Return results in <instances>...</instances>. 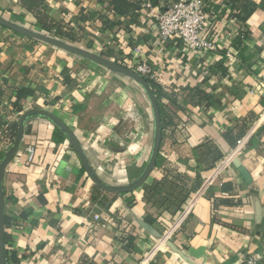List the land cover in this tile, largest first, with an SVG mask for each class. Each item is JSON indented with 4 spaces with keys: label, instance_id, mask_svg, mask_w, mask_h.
Returning a JSON list of instances; mask_svg holds the SVG:
<instances>
[{
    "label": "crops",
    "instance_id": "1",
    "mask_svg": "<svg viewBox=\"0 0 264 264\" xmlns=\"http://www.w3.org/2000/svg\"><path fill=\"white\" fill-rule=\"evenodd\" d=\"M207 1L226 8V0ZM253 1L258 6L246 22L230 10L215 20L218 49L199 57L157 40L158 9L148 7L136 23L122 19L111 32L100 20L111 15L95 0H46L44 13L78 30L86 50L119 63L142 58L160 74L155 82L175 94L176 106L166 101L178 117L162 141L166 162L147 183L168 174L163 195L180 196L185 187L182 208H193L167 239L178 211L159 208L142 187L120 195L100 190L69 141L58 143L57 127L34 118L3 181L12 222L7 264H243L256 254L264 264V0ZM0 12L35 26L20 0H0ZM241 31L249 33L246 50L229 65L224 53L235 51ZM147 98L131 79L0 30V162L9 152L4 141L14 139L5 136L8 128L30 110H46L75 132L103 183L126 187L143 174L153 150ZM253 126L255 135L238 151ZM209 151L223 155L214 166ZM176 176L183 179L172 188Z\"/></svg>",
    "mask_w": 264,
    "mask_h": 264
},
{
    "label": "trees",
    "instance_id": "2",
    "mask_svg": "<svg viewBox=\"0 0 264 264\" xmlns=\"http://www.w3.org/2000/svg\"><path fill=\"white\" fill-rule=\"evenodd\" d=\"M97 3L102 5L103 7L107 8L108 13L110 16H101L100 20L102 23V30L104 31H111L113 32L116 28L122 26L123 22L122 19L128 20L131 23H136L137 20L140 18L141 13L146 11L149 7L152 9H158L159 11H164L166 7H168L173 0H95ZM21 5L26 10L27 15L32 16L35 19V27L39 28L45 34H54L57 38L61 40L69 41L73 44L80 43V39L74 36V31L71 29L66 31L65 28L62 26L61 23L55 22L54 20L50 19L45 13V3L46 0H20ZM164 5V7H162ZM226 8H222L220 6H211L209 10L210 14L215 19H221L224 15L225 11H231L234 19L239 20L241 22H246L252 14L257 9V4L253 0H226L224 3ZM23 19V18H22ZM5 29V28H4ZM13 32V31H12ZM14 34L22 37L27 38L19 33L13 32ZM249 33L248 31H244L241 36H239L233 44V49H235L234 53H236L239 58L242 51L246 50L244 46V41L248 39ZM31 40L35 44H43L39 41L27 38ZM178 47H181V42H176ZM232 51V50H231ZM228 51L224 53L226 57ZM244 57L242 58V60ZM241 60V58H240ZM245 60V59H244ZM243 60V61H244ZM117 62V61H116ZM119 63V62H118ZM220 70H224L223 64L220 66ZM68 80V78H66ZM152 94L154 95L159 112H160V120H161V129H162V137L164 139L165 131L169 127H174L176 125V121L178 117L171 111V108L166 101L170 104L176 106L177 100L174 93L165 92V90L155 81L145 78ZM178 107V106H177ZM17 112H22L21 109L16 108ZM19 126L15 124L8 128L7 136H11L12 138H16L18 134ZM58 135V143H61L64 140H67V137L59 131ZM5 134V136H6ZM163 141V140H162ZM208 149H212L207 146ZM209 155L211 158V163L214 166L219 160L223 158V155L217 151H209ZM165 160L162 156L159 155L156 168L160 169L163 168L165 165ZM211 166V168L213 167ZM167 177L168 174L165 175V178L162 182H155V183H146L142 186L146 194L149 196V200H155L154 204L165 211L176 213L179 211L183 204L186 203L187 197L189 195V190L185 187H182V194L180 196L175 197L172 195L173 193H167L163 195L162 191L167 185ZM182 176H176L174 178V182L171 184L172 188L178 187L177 184L182 181ZM163 188V189H162ZM151 196V197H150ZM158 196V197H157ZM158 198V200L156 199ZM223 204L234 205V202H222ZM11 219L6 214V236H5V244H6V262H9V258L12 255L10 254L12 250V236L8 234L7 230L11 225ZM14 255V254H13Z\"/></svg>",
    "mask_w": 264,
    "mask_h": 264
},
{
    "label": "water",
    "instance_id": "3",
    "mask_svg": "<svg viewBox=\"0 0 264 264\" xmlns=\"http://www.w3.org/2000/svg\"><path fill=\"white\" fill-rule=\"evenodd\" d=\"M0 26L10 31L19 33L27 38L39 41L43 44H47L59 50L65 51L69 54L80 57L84 60L90 61L94 64H97L109 70L112 73H115V74H118V75H121L128 79L133 80L143 89V91L147 95L149 102L151 104V108H152L153 116H154V123H155L153 150H152L151 158L143 174L136 181H134L133 183H131L130 185L126 187H113V186H109L103 183L97 177V175L93 171L87 159L85 150L83 149V146L80 140L77 138L75 132L71 130L61 118H59L58 116H56L55 114L49 111L39 110V109H33V110H30L24 113L20 117V120H19V130L15 138L14 144L11 147L10 151L4 157V159L0 162V264H7L6 244H5L6 196H5L3 181H4L7 167L15 159V157L17 156V154L19 153L21 149L23 138L27 133V129L28 130L31 129L29 128V126L27 127V125L32 119L42 118V119H45L51 122L53 125H55L57 129L61 131L67 137L69 144L76 152L77 156L79 157L82 163L83 169L85 170V172L87 173L88 177L91 179L93 184L97 188H99L100 190L106 193L117 194V195L132 193L147 183L151 174L156 169V164H157L158 157L160 155L163 137H162L161 120H160V112H159L158 104L144 77L136 74L132 70L118 63H115L114 61H111L105 57L94 54L78 46L69 44L60 39L53 38L47 34L30 30L19 24L13 23L2 16H0ZM241 172L245 176V178H247V173L244 170H242Z\"/></svg>",
    "mask_w": 264,
    "mask_h": 264
},
{
    "label": "built area",
    "instance_id": "4",
    "mask_svg": "<svg viewBox=\"0 0 264 264\" xmlns=\"http://www.w3.org/2000/svg\"><path fill=\"white\" fill-rule=\"evenodd\" d=\"M210 9L211 6L207 0L172 1L164 11H158L154 17L157 40L162 43L179 41L184 52L194 53L199 57L206 53L217 51L218 44L213 36L216 19L210 14ZM243 32H239L238 36H241ZM226 58L229 65L239 62L237 55L232 51L227 52ZM120 65L144 78L157 81L158 83L160 81V74L147 61L142 60V58H124ZM256 131V126H253L247 136L238 142L236 149L242 151L255 135ZM14 141L15 138L13 140L6 139L4 144H2H8L10 151ZM30 153L32 158L33 151L31 150ZM192 208L193 202L177 212V218L166 232L165 237L167 239L175 236L181 223H184L187 219ZM95 218L97 219V216ZM161 243H163V240ZM261 258L259 254H256L248 258L243 264H257Z\"/></svg>",
    "mask_w": 264,
    "mask_h": 264
},
{
    "label": "rangeland",
    "instance_id": "5",
    "mask_svg": "<svg viewBox=\"0 0 264 264\" xmlns=\"http://www.w3.org/2000/svg\"><path fill=\"white\" fill-rule=\"evenodd\" d=\"M0 16H2V17H4V18H6L7 20H9V21H11V22H13V23H16V24H19V25H21V26H23V27H26V28H28V29H30V30H33V31H36V32H40V33H43L39 28H36L35 26H32V25H30V24H28V23H26L25 22V20H16L15 18H12V17H9L8 16V14H3L2 12H0ZM62 26L65 28V30L66 31H69V30H73L74 31V36H76V38H78V39H80V43H76V44H73V43H71V42H69V41H66V40H62V41H65V42H67V43H69V44H72V45H75V46H78V47H80V48H82V49H87V48H85L83 45H81L82 44V39H83V37L82 36H80V32H78V30H75V28L74 27H72V26H70L69 24H65V25H63L62 24ZM0 30H3V32H10V34L11 35H13L14 36V38L15 39H17V40H19V41H22L23 39L24 40H26L27 42H31V43H33L31 40H29V39H27V38H22V37H20V36H18V35H16V34H14L12 31H8V29H4L3 27H1L0 26ZM45 34V33H44ZM47 35H49V36H51V37H53V38H57L53 33L52 34H47ZM57 39H59V38H57ZM61 40V39H60ZM102 57H104V56H102ZM80 58V57H79ZM119 62V61H118ZM118 62H115V63H118ZM118 64H121V63H118ZM68 76V77H67ZM66 76V78H69V75H67ZM80 78V77H79ZM82 78H85V77H82ZM81 80V79H80ZM85 80V79H84ZM81 82H83L82 80H81ZM148 99V98H147ZM136 101V100H135ZM146 105L148 106V107H150V105H149V103H148V101L146 102ZM150 109V108H149ZM152 113V112H151ZM152 116H153V113H152ZM153 122H154V116H153ZM58 134H60V133H58Z\"/></svg>",
    "mask_w": 264,
    "mask_h": 264
}]
</instances>
